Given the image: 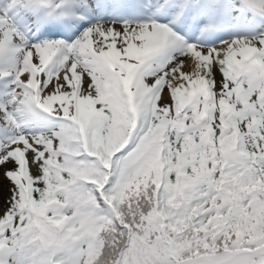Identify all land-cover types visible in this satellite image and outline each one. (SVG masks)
<instances>
[{
    "label": "snow or ice",
    "instance_id": "snow-or-ice-1",
    "mask_svg": "<svg viewBox=\"0 0 264 264\" xmlns=\"http://www.w3.org/2000/svg\"><path fill=\"white\" fill-rule=\"evenodd\" d=\"M0 264H264V0H0Z\"/></svg>",
    "mask_w": 264,
    "mask_h": 264
}]
</instances>
